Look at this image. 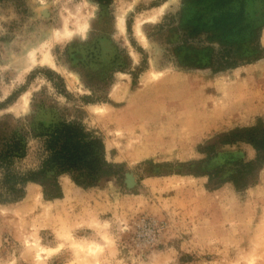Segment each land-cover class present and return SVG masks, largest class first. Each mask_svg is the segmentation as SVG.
Here are the masks:
<instances>
[{"label":"rangeland","instance_id":"rangeland-1","mask_svg":"<svg viewBox=\"0 0 264 264\" xmlns=\"http://www.w3.org/2000/svg\"><path fill=\"white\" fill-rule=\"evenodd\" d=\"M231 1L0 0V140L27 142L13 172L39 164L32 134L60 120L101 137L117 164L91 186L61 174L52 199L26 182L15 201L0 170V264H264V164L244 189L206 176L254 158L218 136L264 121V22L248 63L189 65L173 50L192 6H264ZM200 31L187 43L196 63L223 44Z\"/></svg>","mask_w":264,"mask_h":264},{"label":"trees","instance_id":"trees-1","mask_svg":"<svg viewBox=\"0 0 264 264\" xmlns=\"http://www.w3.org/2000/svg\"><path fill=\"white\" fill-rule=\"evenodd\" d=\"M231 2L243 4V0ZM263 22L264 6L262 10L257 8L249 12L245 10V6H192L187 10L181 24L183 28L191 25V29L184 34L182 41L173 45V50L177 54L185 52L184 55L188 58L184 63L189 65L211 66L217 57L219 65L217 69H226L237 65L235 56L247 57L245 62L248 63L260 57L256 50L260 49V46L253 39L258 36ZM200 30L215 32L223 44L217 56L213 55L211 49H203L207 59L196 63L194 57H198V53L191 56L188 45L191 43L189 37L201 32ZM32 136L41 141V158L36 167L20 173H14L12 165L15 159L26 154L25 137L11 132L0 140V170L2 183L8 195L5 200L15 201L22 197L26 182L40 183L46 199L56 198L61 194L58 184V176L61 174L69 175L76 184L91 186L98 182L108 168L117 165L105 160L101 137L87 130L81 122L60 120L45 127L39 125ZM235 142L251 145L255 151L254 158L247 160L235 156L207 172L208 182H212L213 186L229 181L238 190L253 184L258 170L264 164V121L258 120L254 125L237 126L218 136L220 145ZM211 150L214 154V144L202 146L201 152Z\"/></svg>","mask_w":264,"mask_h":264},{"label":"bare ground","instance_id":"bare-ground-1","mask_svg":"<svg viewBox=\"0 0 264 264\" xmlns=\"http://www.w3.org/2000/svg\"><path fill=\"white\" fill-rule=\"evenodd\" d=\"M121 21V20H120Z\"/></svg>","mask_w":264,"mask_h":264}]
</instances>
